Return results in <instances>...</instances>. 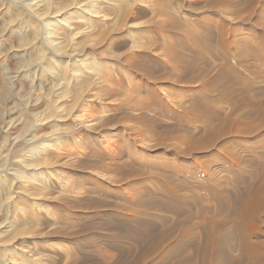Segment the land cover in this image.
Segmentation results:
<instances>
[{"label":"rangeland","instance_id":"1","mask_svg":"<svg viewBox=\"0 0 264 264\" xmlns=\"http://www.w3.org/2000/svg\"><path fill=\"white\" fill-rule=\"evenodd\" d=\"M29 1L0 0V264H174L169 246H149L171 240L176 215L161 203L175 177L186 208L216 206L208 189H237V173L264 176V129L252 132L264 12L250 0H55L37 20ZM58 9L70 27L56 25L55 49L40 24ZM260 252L233 264H264Z\"/></svg>","mask_w":264,"mask_h":264},{"label":"bare ground","instance_id":"2","mask_svg":"<svg viewBox=\"0 0 264 264\" xmlns=\"http://www.w3.org/2000/svg\"><path fill=\"white\" fill-rule=\"evenodd\" d=\"M56 2L58 1L30 0L28 2L29 10H30L29 12L33 17L37 18V20H40L43 12H41L38 9L40 8L41 10L45 9L47 11L48 10L50 11V9L52 10ZM248 3L250 4L249 8L252 9L253 11L260 9L262 10L261 11L262 13L264 12V0H250ZM88 5L91 7L92 4H88ZM92 6L94 8V5ZM57 7L59 8L60 6H57ZM90 10L92 9L90 8ZM92 11L94 12V9ZM60 12H61L60 9H58L57 11H51L50 13L52 14L50 15L51 20L47 18L48 21L40 24V26L42 25L47 30V33L49 35L47 37V40L50 42L51 45H53L54 40L60 36L59 27H56V25L62 24L67 27H70L69 22L68 24L64 23V21L65 22L69 21L67 16L70 13L67 12V14L66 13L64 14V12H61V13ZM95 12L97 13L96 10ZM62 15L63 17L61 19H57L59 16L61 17ZM106 17H107V14H106ZM258 26H262L264 30L263 16H262L260 24L258 23ZM89 27L90 25L87 23V26L84 28V31ZM224 30H226L228 35L231 34L234 36L238 30V27L237 26H234L232 28L227 27ZM237 38H234V39H237ZM234 39L231 41L230 40H227V41H230L231 45L233 46L236 45V47L238 48L239 45L236 42L237 40H234ZM53 46H54L53 48L58 49L55 45ZM208 47H209V50L210 49L213 50L212 47H210V45H208ZM225 55L227 56V54ZM229 60H230V57L227 56V61ZM48 70H50V68H48ZM106 78L107 79L111 78V76L107 75ZM227 89L228 88H225L224 91H226ZM261 116L264 117V113H262ZM14 119L11 118L9 122L11 124H14L15 123ZM29 126H30L29 124L25 125L24 130H30L31 128ZM263 129H264V119L262 123H260L259 126L255 129V131L253 130L252 132L259 133L260 131H263ZM232 153H233L232 151L226 152L227 158L230 159L232 156ZM259 154L264 155V147L260 149ZM241 159L242 157L239 156V160ZM231 160L233 161L235 159H231ZM32 169L37 170L36 167H33ZM177 171L181 172L182 168L178 167ZM175 180L176 181L173 182V187L169 186L170 187L169 192H168V189L166 191V194H167L166 199H164L163 202L161 203L164 207L172 209L176 215L175 216L176 218L174 220L172 237H171L169 244H166V245L153 241L149 246L151 253L157 250L167 249V247L169 246L171 248V250L169 251H171V254L173 255L175 259L174 264H191L193 260H195L197 264H233L235 260L245 259L246 262L247 261L249 262L251 261V259L256 258V256L258 255L257 253H259L264 248V239L262 237L264 236V176L258 182H254L252 184V182L247 181L243 175H241L240 173H237L236 182L239 185L237 189L227 190V191L226 190L218 191L213 188L208 189L207 198H209V200L211 201H214V203L216 204V206L214 207L207 204V205L190 206V207L183 208L182 206H184V203L186 202V198L179 191L186 189L188 186L186 185L187 183H185L183 179L181 180V177H180V180L179 179L177 180L175 177ZM134 197L132 199H134ZM8 222H3L2 224H0V230L3 228H6L8 226ZM196 227H199L201 229L200 236L194 235L195 233L193 230ZM146 234H148V232H146L144 236H146ZM193 237L194 238L198 237L199 241L195 242ZM234 238L237 243V246L235 248L232 247L233 244L231 243V240H234ZM235 251H239L238 258L235 257L234 255ZM6 259L5 261H9ZM12 264H24V261H14L12 262ZM247 264H250V263H247Z\"/></svg>","mask_w":264,"mask_h":264}]
</instances>
